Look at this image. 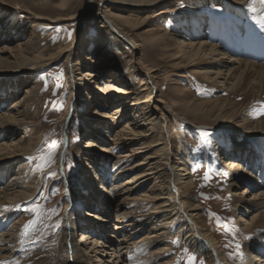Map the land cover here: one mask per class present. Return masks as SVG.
<instances>
[{
  "label": "rangeland",
  "instance_id": "obj_1",
  "mask_svg": "<svg viewBox=\"0 0 264 264\" xmlns=\"http://www.w3.org/2000/svg\"><path fill=\"white\" fill-rule=\"evenodd\" d=\"M47 1L48 4L42 3L41 0H0V60L2 61L0 64H2L1 70L4 71L0 74V87L7 85L8 89L0 96V116L14 113L17 117L15 121H8L7 125L0 128V142L4 139L3 133L6 134L7 144L18 141L20 144H27L29 138L34 142L31 150L23 151V148H19L15 157L0 160V164L10 163L9 171L12 167L9 175L8 171L0 174L2 177L0 188H6L1 189L7 190L6 193L15 191L14 202H17L15 205H19L17 208L12 207L13 210H1L0 215L4 214L3 217L10 215L11 218L5 226H2L3 232L12 229L9 232L14 231L20 237L23 225L29 220L36 221L25 237L32 235L33 239H37L36 243L28 244L25 249L17 252L24 254L34 246L54 247L56 243L52 242L53 235H45L52 227L48 226V228L45 224H51L60 217H65L67 221L70 210L75 207L77 210L80 204L84 205L85 202L80 201L84 200L81 199V182L90 180L96 167L99 178L102 181V176L105 177L103 180H106L109 189L104 193L103 201L110 217L106 222L99 221L105 225L104 228L101 229L95 224L92 229L101 232L107 240L111 238L115 240L117 246L118 240L124 239L125 235V239H129L121 242L118 247L122 249L121 251L112 249V246H105L108 255L112 259L115 257V263L120 259L119 264H128L131 261L129 259L131 255L125 259L117 256L126 247L132 248V254L138 256V264H141L142 260H146L144 264H190V257L195 258V264H201V261L204 264L218 262L214 256L202 253L199 241L188 236L190 220L186 218L187 216L183 213L175 215L172 211L176 207L174 204H177L176 198L179 194L182 197L180 200L183 199L184 204L188 206L186 207L188 214H194L192 217L197 225L212 235L216 256L220 255L219 257L226 260L227 264H259L261 259H264L262 258L264 240L254 243L257 244L255 248L250 244L255 237L262 239L263 234L260 232L263 230L253 231L249 220L252 216L256 217L262 209L264 210V206L258 205L261 207L251 209L245 207L246 205L240 207L234 205L235 194L243 192L247 183L238 184V188L231 186L232 179L236 180V177L232 176L233 171L229 166L224 165L220 160L223 159L226 151L233 148L235 141L241 143L245 140L243 142L245 144L240 146L241 160L233 162L240 164L242 174H246L245 177H248L250 182L261 185V188L251 187L249 192H245V197L250 199L256 194L264 196V154L259 153V149L251 150L250 146L248 148L249 139L244 137L250 132L255 135L254 141L261 138L264 142L262 138L264 137V82H259L258 79H252L246 84L243 81L238 83L229 81L228 86H224L222 78L214 82L205 79L201 76L200 69L208 68L214 63L215 58L209 57L207 61L199 60L194 65L191 60L181 57L172 35H180L179 31L185 30L184 24L189 29L187 33H192L194 29L190 24L191 17L198 13L206 14L208 22L216 26L211 27L213 33L219 31V34L225 35L228 28H237L244 32L238 39L241 44L240 53L244 54L243 51L248 48V43L256 44L260 42V38H264L262 30L264 23L258 19V27L248 31L246 25L248 21L230 6L236 4L237 0H159L146 7L123 6L122 3H115L113 0H64L63 5H61L63 0ZM111 3L120 6H117L118 9L121 8L120 11L117 9L114 11L120 13L125 21L116 22L113 18H109L104 8ZM159 9L164 11L158 15ZM33 21L35 26L32 27ZM100 21L103 24L107 22L106 25L104 24L105 27L97 28ZM256 24L255 22L254 27ZM112 25L119 28L124 36L131 38L137 48L122 43L124 40L116 36ZM105 28L109 31L110 46L109 41H106L105 49L103 46H99L98 49L96 47L98 50L96 53V50L92 51V41H95V35L99 33L98 29ZM246 32L248 37L245 35ZM211 33L209 31L208 36L211 37ZM212 42L214 41L209 39L208 43L213 44ZM16 45L21 46L24 54L28 56L40 54L41 59L36 62L38 65L22 70L20 69L22 56H17L10 50H1L6 47L16 48ZM230 47L234 48L232 45ZM62 48L66 52L62 51L59 54L58 50ZM229 54L233 57H229L230 60L236 58L234 53ZM86 55H91L93 61L81 64V60ZM76 61L80 65L72 69ZM85 70L93 72L92 81L84 77ZM146 74H150L152 78L149 82L153 87L151 94L154 98L151 100L153 108L151 106L148 109L149 111L152 109L154 111V107L161 109L156 115L161 117L160 115L164 113L166 117H163L168 120L165 121L167 124L164 126L160 119H157L158 122L155 124L147 125V121L143 122L141 116L134 117L136 113H144L142 104L147 102H141L136 106L137 110L129 109L122 119L113 121L112 109L119 105V102L115 105L109 104L108 99L106 100L108 95L100 93L99 86L108 83L122 86L124 91H134L128 96L118 95L132 100L136 96L135 91L140 96L145 95V91H142L144 88L142 78ZM78 78L81 80L77 81ZM89 94L92 98L88 96ZM186 105L190 106V109L185 107ZM100 113L108 116L104 117ZM131 119L137 123V126L140 125L135 127L145 131V135L151 125H155L148 132L150 141L154 137L158 138L162 126L165 131L166 126L170 125L167 127L166 135L170 133L169 129L172 126H178V135L172 137V144H168L165 151L169 152L171 165L175 164L187 173L188 180L184 185L179 187V184H174L172 188H166L168 178L160 176L156 180V177L162 174L160 171L157 176L147 175L141 178V181L127 185L128 188L132 187L129 192L123 190L122 187L126 185L127 179L146 170L141 166L134 168L135 164L144 159L146 153L152 154L157 148L156 146L150 148L149 152L140 153L138 150L146 147L149 140L135 137L134 139H138V144L135 145L132 144V135L116 142L114 139L116 131ZM85 125H89L86 127L87 132L83 129ZM89 137L95 144V149L91 150L93 151L91 157L86 153L88 148L84 147ZM53 143L58 147L53 149ZM154 144H157V140L151 145ZM197 145L200 146L198 151ZM102 146L109 147V151L101 152ZM161 146L163 147V144L159 145ZM77 150L82 154L79 163L75 159ZM48 151L55 152L54 162L40 170L37 168L40 160L34 157H39ZM231 160L233 159L228 158L229 162H232ZM48 171L55 173V176L46 175ZM206 172L209 174L208 179H205ZM96 182L99 184L98 180ZM9 184L13 185L9 186ZM20 188H29L28 197L24 198L19 194ZM84 195L85 198L88 197V193ZM0 200L4 201V198ZM34 202L42 205V211L35 216L28 211ZM81 210L82 213L84 210L86 213L87 208L82 207ZM54 212L56 216L52 218ZM101 212L99 214H102L101 218H103L105 212L103 210ZM87 218H91L90 221L96 219L94 216ZM123 220L126 224L131 220H133L131 224L135 223L130 231L125 232L126 234L123 231H116L117 224ZM3 223L1 221V225ZM60 228L61 226L55 228L54 235ZM124 246L125 248H122ZM96 250L98 251L94 254L97 257L93 256V258L99 264H103L102 257L98 258L102 255V248L98 247ZM83 252L86 253L84 250ZM239 252H243L244 256L241 257ZM124 254L126 256V253ZM108 259L109 257L106 260Z\"/></svg>",
  "mask_w": 264,
  "mask_h": 264
},
{
  "label": "bare ground",
  "instance_id": "obj_2",
  "mask_svg": "<svg viewBox=\"0 0 264 264\" xmlns=\"http://www.w3.org/2000/svg\"><path fill=\"white\" fill-rule=\"evenodd\" d=\"M113 1H115V3H122L123 6L133 5V6H137V7H146V6H150V5L158 2L159 0H113ZM41 2L44 4L49 3L47 0H41ZM63 3H64V0H63V2H61V5H63ZM9 4H11V3L9 2ZM13 4H15V3H13ZM2 6H3V4H2ZM117 6H119V5H116L113 3L108 4V6H105L104 9L106 11V14L108 13L109 18L110 17L113 18V21H116V22L118 20L125 21L124 17L120 13L114 11L115 9L120 11L121 8L118 9ZM230 6H232V10H234L236 12L239 11L241 13V16L246 21H248L246 24L248 26V28H247L248 31H250L252 29H256L258 27L257 26L259 24L258 23L259 22L258 17L261 14H264V5L259 3V0H256V2L253 3L251 6L249 5V0H237L236 4H234V5L231 4ZM17 7H18V5H17ZM163 11L164 10L159 9L157 14L158 15L162 14ZM205 15L206 14H199L198 13L197 15H194L191 17L192 20H191L190 24L193 26V29H194L192 33L190 32L191 34L187 33V31H189V29L184 24L183 28L185 30H180L179 31L180 35H177V34L172 35L174 37L173 39H175L174 41H175V44L177 46L176 48L181 52V57H185V58L191 60L194 65H195V62H197L199 60L207 61V58L214 57L215 58L214 63H212V65H209L208 68H205V69L201 68L200 74L205 79L211 80L213 82L216 81L217 79L222 78L224 86L225 85L228 86L229 81H234L235 83L243 81L246 84V83H250L252 81V79L253 80L258 79L259 82H262V81L264 82V38H262V39L260 38V42L256 43V44L248 43V48L243 51L244 54L240 53L239 48L241 47V44L238 41V39L241 36H243L244 32L243 31L241 32V30L237 29V28H235V29H233V28L229 29L228 28L227 34L225 33V35L219 34V31H217L216 33H213V28H211V27H213L212 25H214V24L209 23L208 17H206ZM251 15H252V17H251ZM255 22L257 24L254 27ZM106 23H104V24L106 25ZM104 24L102 21H100L99 24H97V28L105 27ZM31 26L32 27L35 26L34 21H33V24ZM233 26H235L234 23H233ZM112 28L115 30L116 36H120V38L124 40V41H122V43H126L128 45L130 44V46L134 47V49L137 48V46H135V43L132 42V39L129 38L128 36H124L120 32L119 28H116L113 25H112ZM107 30H108V28H105L102 30L98 29L99 33L95 35V41L94 42L92 41V51L96 50V53H97L98 52L97 49L99 46H103L105 49V46L107 44L106 41H109V38H110V36L108 34L109 31H107ZM219 30H221V29H219ZM262 30L264 31V29H262ZM209 31L212 32L211 37L208 36ZM258 33H260V32H258ZM245 35L248 37L247 32L245 33ZM184 36H186V37H184ZM209 39L213 40L215 43L214 42H212L213 44L208 43ZM95 42H96V45H95ZM108 44L110 46V41L108 42ZM113 44L114 45L116 44L115 41H113ZM19 45H21V44H19ZM231 45L234 48L230 47ZM90 47H91V44H90ZM96 47H97V49H96ZM63 49L64 48H62L61 50H58V51H60L59 54H61L62 51L66 52V50H63ZM68 49H67V51H68ZM1 50H10L12 53L16 54L17 56H19V55L22 56L23 61L22 62L20 61L22 65H20L21 68L19 67L22 70L26 69V67L31 68L34 65H38L36 62H38L41 59L40 54L33 55V56H28V55L24 54V49L21 46H17L16 48L6 47V48H2ZM1 52H4V51H1ZM231 52L234 53V55L236 56L235 59L230 60V58H233V57H230L231 55L229 53H231ZM40 53H42V52H40ZM91 54H93V52ZM16 58H15V60H17ZM91 61H93V58L91 57V55H86L81 60V62H82L81 64H86L89 62L91 63ZM1 62L2 61L0 60V63ZM17 63H19V62H17ZM77 65L78 66L80 65L78 61H76L74 63V67L72 69L77 67ZM3 66H5V65H3ZM10 67H6V68L11 69ZM1 68H2V64H0V74L4 73V71H2ZM134 69L137 70V68H135V67H134ZM71 70H70V72H72ZM84 72H85L84 77H88L91 79L90 81H92V78L94 75L93 72H91V70H85ZM252 76H255V77H252ZM151 79L152 78H151L150 74L144 75V77L142 78V85L144 86V88H142V91H145V95L140 96L139 93L135 91L136 96H134V98L132 100L130 98L124 99V96L119 97L118 95L124 94L125 96L126 95L128 96L129 94L133 93L134 91H131V90L124 91V89L121 88L122 86L120 87V86H116V85H110L108 83H105L104 85L99 86L100 93L106 94L105 96L108 95L106 100L108 99L107 102L109 104L115 105V104H117V102H119V105H116L112 109V112H114L113 113L114 115L112 117L113 121H115V119L117 120L119 118L122 119L123 116L125 115V113H128L129 109H132V111L137 110L136 106L141 104V102H147V103L142 104V105H144V107L142 108L144 113L143 112H141L140 114L136 113L134 117H140L141 116L140 117L141 120H143V122L147 121V125L155 124L156 122H158L157 119H160V122H162V125L165 126V124H167V123H165V121H168V120L167 119L165 120L166 116L164 113H162L160 115L161 117H158V115H156L157 113H160L159 110H161V109H155V107H154V111H153V109H152V111L151 110L149 111V109H148L149 107L152 106L151 100L153 98V96H152L153 87L149 82V80H151ZM76 80L78 81L81 79L78 78ZM75 86H77V84ZM117 87H120V88H117ZM78 88H80V87H78ZM7 90H8L7 85H5L4 87H0V96L2 94L6 93ZM79 90H81V89H79ZM28 92H29V90H28ZM88 96H90V98H92V96L90 94ZM6 98H4V99H6ZM143 98H145V99H143ZM100 106L105 107L106 105H100ZM185 107L190 109V106H188V105H186ZM152 108H153V106H152ZM149 112H151V114L148 115L147 113H149ZM100 114H103L104 117L108 116L107 114H104V113H100ZM15 115L16 114L13 113V114H5L3 116H0V128L5 126V124L8 121L9 122L13 121V120L15 121L17 118ZM163 116H165V117H163ZM133 119H135V118H133ZM133 119H131L130 122L124 123L123 126H120L121 127L120 130H118V131L115 130L117 132V134H115L116 137L114 138V139H116V142L125 139L126 137H128V135H132V137H133L132 138V142H133L132 144H135V145L138 144L137 143L138 139L137 140L134 139L135 137L145 138L146 140H149L148 137L150 134L148 132L155 125H151V127L147 130L146 135H145V133H144L145 131L136 129V127H139L140 125L137 126V123L134 122ZM181 121H182V119H181ZM87 126H89V125H85L83 127L84 130L86 129L85 130L86 132H87V128H86ZM168 126L170 127V125H167L165 131H164V128L162 126L158 138L154 137L153 139H151L152 141L149 140L146 143L147 144L146 147H142V148H140L142 150H140V149L138 150L140 153L149 152L151 150L150 148H155L157 146L156 150H154V153H152V154L146 153V156L144 157V159H141L137 165L135 164L134 168L141 166L142 168L145 167L146 170L142 174H137L136 176H133V177L131 176V179H127V181H125L126 185H124V187H126V188L122 187L125 192H129V190L132 189V187L128 188L127 185L133 184L135 182H139V181H141V178H143L144 176H147V175L153 176L155 174L157 176V174L160 173V171H162L161 172L162 174H159L158 177L155 176L156 180L159 179L160 176H162V177L165 176V178H168L169 182H168L166 188H170V187L172 188V186H175L174 184H177V185L179 184V187H180L181 185H184L187 182V180H188V177L186 176L187 173L184 172L183 168H181V167L179 168L175 164L171 165V163L169 162V152L165 151V147L168 144H172L171 143L172 137L175 135H178V132H179L178 126H172L169 129L170 133L166 135L165 132L168 131L167 130ZM253 130H254V128H253ZM260 134H262V133H260ZM2 135H4V139L0 142V160L3 158H10L13 156L15 157V155L18 154L17 151L19 150V148H23V151H27V150H31L34 146V142L30 138L28 139L27 144H23V143L20 144L19 141L17 143H14V144H7V142L5 141L7 139L5 137L6 134L3 133ZM91 137H89V139H86L87 143H86V146H84L85 148H88L86 150V153L89 155V157H91V155L93 154V151H91L92 148L95 147L94 141ZM244 137H245V139H249V140H247L248 142H250L248 145V148L250 146L251 150L252 149H254V150L259 149L260 150L259 153L261 152L264 154V147H263L264 142L261 140V138H260V140L257 139L254 141L255 135L253 133H250V132H247L246 136H244ZM262 138H264V137L262 136ZM154 140H157V144L151 145L152 142H154ZM243 142H245V140ZM243 142L238 143L235 141L233 148L232 149L230 148L231 150L228 149L229 151H226L227 153L223 154V157H222L223 159H221L220 162H222L224 165L229 166L230 170L233 171L232 176L236 177V180L232 179L233 183L231 186H235L234 188H238L239 185H241L243 183H247L246 185L249 188L246 190V188H247V186H246V187H244L245 190H243V192L235 194L236 200L234 202V205H236L238 207H240L241 205H246L245 207H248V208L251 207V209L252 208L255 209V208L261 207L258 205L264 206V196L256 194V195H253V198L248 199L247 196H246L247 198L245 197V194H246L245 192H247V191L249 192L251 187L252 188H261V185L258 183H254L253 181L250 182L249 178L245 177L246 174H244V175L242 174V172H241L242 167L240 166V164L233 162V161L241 160L242 155H240V153H241L240 152V149H241L240 146L242 144H245ZM161 144H163V147L162 146L159 147V145H161ZM243 147L245 148V146H243ZM100 151L103 153H105V152L107 153L109 151V147L107 148V147L102 146V147H100ZM76 152H77V155H76L75 159H76V162L79 163V162H81L80 158H82L81 157L82 154L80 153L79 150H77ZM251 155H249V157ZM255 155L256 154H254V156ZM228 158L233 159V160H231L232 162H229ZM252 158H253V156H252ZM9 167H10L9 162L0 164V174L3 173V171H8L7 174L9 175L10 174L9 172L11 171V168H12L11 167L10 171H9ZM257 170H258V168H257ZM259 170H262V168H259ZM263 171H264V167H263ZM263 175H264V173H263ZM251 176H252V174H251ZM0 178H2V177H0ZM103 179H105V177L102 176V181H101V179L99 178V175H98L97 168L95 167V171H93V176L91 177V179L90 180L89 179L82 180V182H81V188H82V198L81 199H84V200H80V201H84L85 202L84 205L80 204L79 209H77V210H76L77 207H75L73 210H70L68 213L69 217H68L67 221H65V217H63V218L60 217V218L56 219V221L51 223V224H45V226H47V227L48 226L52 227L46 232L47 234H45V235H48V236L53 235V236H51V239H53L52 242L56 243L53 248H46L45 246H37V247L34 246L32 248L29 247L30 249L26 253L19 254V252H17V251H22L23 249L26 248V246H28V244L36 243L37 239L36 240L33 239L34 237L31 235L28 238H24L23 243H21L19 241L20 237L17 236V233H15L14 231L9 232L12 229H8L4 233L3 232L4 227H2V226H5L8 223L9 219H11V218L9 217L10 215L8 216L9 218L3 217L4 214L1 213L3 215H0V260L7 261L8 264H99L97 261H95L93 256L97 257L94 254V252H97L98 250H96V249L98 247H101L102 248V250H101L102 255H99L98 258L102 257V259L104 261L103 264H119L121 262V259H120V261L118 260L115 263V260H114L115 257L112 259L108 255L105 246H110V247L112 246L113 247L112 249H116L118 251H121L122 249L118 248L122 244L121 242L122 241H124V242L129 241V239H127V240L125 239L126 235H125L124 239L118 240L119 241L118 246H117V243H115V240H111L112 238L107 240L106 237L101 232L99 233L97 230H96L95 235H92V233L94 232V229H92V227H94L95 224H98L101 229L104 228L105 225L103 223H99V221L106 222V221H108V219L110 217L109 210H105V207H104L105 206V203L103 201L104 193L109 189L107 188V185L105 183L106 180H103ZM97 180H98V183L100 184V186H97V185H99L96 182ZM164 181H165V179H164ZM0 185H1V181H0ZM10 185H13V184H9V186ZM18 185H20V184H18ZM165 185H166V183H165ZM121 186H123V185H120V187ZM179 187H177V190ZM1 189H6V188H0V196L3 195L0 198H4V201L0 200V212L4 211V208H3L4 205H15L17 203V202L16 203L14 202V198H13L14 197L13 193H15V191H11L9 193H6V192H8L7 190H1ZM174 189H175V187H174ZM29 191H30L29 188H20V190L18 192L22 197L25 198V196H27L29 194ZM86 193H88L87 198H85V195H84ZM168 193H169V191H168ZM173 195H175V194H173ZM180 198H182V197H181V195L178 194V197L176 198L177 204H174V206H176V207L173 208L172 211L175 212V215L183 213L185 216H187L186 218H188L190 220L189 231L187 232L188 236H192L195 240H198L199 244H200L201 252L204 254H207V255H211L212 257L214 256V258L218 261V262H216V264H227V261L223 260V258H220L221 257L220 255H219L220 256L219 257L218 255L216 256L213 253V251H214L213 245H215V243H214V239L211 238L212 235H210L207 231L203 230L201 227H199L197 225V223L195 222V220L192 217L194 214L193 215L188 214V211L186 210V207H188V206H186V204H184V202L182 201L183 199L180 200ZM101 201H103V204ZM82 207L84 209L87 208L86 213H85V210H84V213H82V210H81ZM7 209H12V207H8ZM102 210L105 212L103 218H101L102 214H99ZM55 216H56V213L52 216V218H54ZM91 216L92 217L94 216V218H96V219H94V221H90L92 219L87 218V217H91ZM99 218H100V220H99ZM124 220L121 223L117 224V227H116L117 232L119 230L120 232L123 231L125 233L126 231H130L133 228L135 223L131 224L130 222H132L134 219L129 222L130 225L126 224ZM1 221L4 222L2 225H1ZM249 223H250V226H252L251 228L253 229V231H257L259 229L263 230L262 232H260L261 234H263L262 239H261V237H255L253 242L250 244V246L255 248V247H257V244H254V243H258L260 240H264V210L262 209V211L257 213L256 217L252 216V219L249 220ZM58 226H61V228H60L59 232H57L56 235H54L55 228L57 229ZM37 228H39V227H37ZM134 233L135 232H133V234ZM128 237H130V236H128ZM129 245H127V246H129ZM246 246H248V245L246 244ZM122 248H125V246ZM83 250L86 253H84ZM109 252H111V251H109ZM132 252H133L132 248L126 247L121 252L122 255L120 254L117 256H120V258L122 256V258L125 259L131 255L132 258L128 264H135V263L138 264L139 258L135 253L132 254ZM124 253H126V256ZM138 253H139V251H138ZM262 254H263L262 258H264V252H262ZM107 257H109L108 260H106ZM145 261L146 260H144V261L142 260V261H140V263L144 264ZM262 263H264V259H261V261L259 262V264H262Z\"/></svg>",
  "mask_w": 264,
  "mask_h": 264
},
{
  "label": "snow or ice",
  "instance_id": "obj_3",
  "mask_svg": "<svg viewBox=\"0 0 264 264\" xmlns=\"http://www.w3.org/2000/svg\"><path fill=\"white\" fill-rule=\"evenodd\" d=\"M256 0H249V5L251 6L253 3H255ZM259 3H261L262 5H264V0H259ZM258 19L260 20L261 23H264V14H261ZM205 135H207V133H205ZM56 147H58L57 144L53 143L52 148L55 149ZM199 145L196 146V150H199ZM42 151V150H41ZM54 157H55V152L54 151H48L47 153L40 155L39 157H34V159H39L40 163L37 165V168L40 170H43L45 167H47L48 164L53 163L54 162ZM48 176H55V173L48 171L47 173H45ZM209 178V174L206 172L205 173V179ZM19 205H4L3 208L6 210L8 207H18ZM42 205L39 203L34 202L31 206L30 209H28V211H31L34 216L40 214ZM54 211V209H53ZM36 223L35 219L33 220H29L27 221L24 225H23V229L20 233V240L21 243H23L24 238L28 235L29 231L31 230L32 226ZM229 230L230 229H227ZM237 248L239 249V245H237ZM185 252H187V249H185ZM231 255V254H230ZM239 255L241 257L244 256L243 252H239ZM132 257H129V259H131ZM190 264H195V258L194 257H190ZM0 264H8L7 261H2L0 260ZM201 264H204L203 261H201Z\"/></svg>",
  "mask_w": 264,
  "mask_h": 264
},
{
  "label": "water",
  "instance_id": "obj_4",
  "mask_svg": "<svg viewBox=\"0 0 264 264\" xmlns=\"http://www.w3.org/2000/svg\"><path fill=\"white\" fill-rule=\"evenodd\" d=\"M213 253L215 254V252L213 251Z\"/></svg>",
  "mask_w": 264,
  "mask_h": 264
}]
</instances>
